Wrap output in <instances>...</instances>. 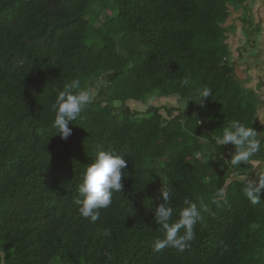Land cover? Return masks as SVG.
<instances>
[{
	"label": "trees",
	"instance_id": "16d2710c",
	"mask_svg": "<svg viewBox=\"0 0 264 264\" xmlns=\"http://www.w3.org/2000/svg\"><path fill=\"white\" fill-rule=\"evenodd\" d=\"M244 1L0 0L2 264H264V190L257 204L243 194L264 176L253 172L264 128L232 76L226 35L230 7ZM74 79L96 93L63 140L52 104ZM175 96L185 109L151 104ZM235 120L257 131L260 149L234 166V146L217 139ZM101 150L128 164L122 191L91 222L75 200ZM161 203L169 224L189 204L200 210L183 251L154 250Z\"/></svg>",
	"mask_w": 264,
	"mask_h": 264
},
{
	"label": "clouds",
	"instance_id": "9594fccd",
	"mask_svg": "<svg viewBox=\"0 0 264 264\" xmlns=\"http://www.w3.org/2000/svg\"><path fill=\"white\" fill-rule=\"evenodd\" d=\"M180 85L181 87L190 85V78H183ZM211 94V88L204 87L201 89L199 104L203 105L204 99L209 98ZM92 100V90L82 88L78 79L65 84L63 89L58 91L52 104V110L55 112L53 127L61 139L67 140L72 134L69 125L77 120L81 112L92 103ZM217 143L234 146L235 155L231 160L234 166L242 162L247 163L249 158L260 149L257 131L238 120L224 128L223 135L217 139ZM127 164L128 161L125 158L114 154L112 151L101 150L97 153L94 161L87 167L82 183L79 185L78 194L80 198L75 200L79 206V213L85 219L95 222L100 216V209H107L112 204L113 193L122 191V177H126L123 170ZM262 190H264V176H260L258 181H249L243 189V194L252 204H257L260 202L259 193ZM171 196V189L167 188L162 191L163 201H170ZM172 214L173 209L167 207L166 203H161L155 209L156 219L165 229V238L155 243V251H161L165 247H174L183 251L187 247V242L194 236V225L201 219L200 210L195 204H189L181 211L179 220L174 224H169ZM181 228L185 230L183 236L179 235ZM105 234L110 235L107 232Z\"/></svg>",
	"mask_w": 264,
	"mask_h": 264
},
{
	"label": "rangeland",
	"instance_id": "374dc122",
	"mask_svg": "<svg viewBox=\"0 0 264 264\" xmlns=\"http://www.w3.org/2000/svg\"><path fill=\"white\" fill-rule=\"evenodd\" d=\"M259 3L260 6V13H258L257 5ZM235 8L232 9L230 7V11H234L231 13L230 18L228 20V23L231 27L228 28L226 35L231 37V43H232V50L233 54L232 57H230L229 62L230 64H233V66H236L235 61L239 60L242 61V63L248 65L250 68H254L256 66L264 67V60L259 61L255 60L258 59L257 56L259 55V42L261 41V36L263 34L262 28L260 26L261 24H264V0H246L242 4H237L234 6ZM254 9L256 10V13L254 12ZM91 13L87 14V19ZM237 14H240L241 17H238ZM257 15H259L260 18L257 19ZM90 18V22L92 23L93 18ZM239 18V23L237 22ZM105 21L104 16L100 15L94 26L97 28L102 25V23ZM260 21V22H259ZM240 26V30L237 29V27ZM263 27V26H262ZM260 29V30H259ZM264 30V29H263ZM254 41H258L255 46ZM243 50V52H241ZM239 54L241 56H239ZM236 57V59H235ZM259 63V64H258ZM251 69V70H252ZM255 71V70H254ZM95 90H92V96L95 95ZM251 96V95H250ZM253 98H257L255 96H252ZM252 98H248L244 96L241 101H245L247 104L249 102H252ZM181 99L178 96L172 97L171 99H163L160 98L159 100H153L151 101V104L161 107V106H169L173 109L177 108L178 106L181 109L186 108V103H179ZM114 106H119L120 103H113ZM138 108L140 111H145L146 108L142 107L140 104L133 105V107ZM255 109V108H254ZM248 111V108H247ZM164 113V112H163ZM177 114V111H174V115ZM255 114V112H254ZM257 122V120L255 121ZM227 156V153L224 155ZM201 159V157H199ZM254 170L253 172L258 173L260 172L261 163H254ZM264 170L261 172L263 173ZM259 173V175H261ZM249 178V177H248ZM254 181H257L258 179L256 177L253 178Z\"/></svg>",
	"mask_w": 264,
	"mask_h": 264
},
{
	"label": "crops",
	"instance_id": "0c3cea01",
	"mask_svg": "<svg viewBox=\"0 0 264 264\" xmlns=\"http://www.w3.org/2000/svg\"><path fill=\"white\" fill-rule=\"evenodd\" d=\"M258 13H260V6L259 3L257 5ZM254 12L256 13V10L254 9ZM238 17H241L240 14H237ZM264 17V16H263ZM260 18L259 15H257V19ZM239 23V18L237 20ZM260 22V21H259ZM261 28L263 31V34L261 36V41L259 42V55L257 56L259 60H264V24H261ZM263 26V27H262ZM238 30H240V26L237 27ZM229 37V42L227 44L229 45V48L232 50V43H231V37ZM256 42V41H254ZM258 42V41H257ZM256 42V43H257ZM243 52V50H241ZM230 57H232V54ZM230 59V58H229ZM236 59V57H235ZM236 66H233L234 72L232 73V76L237 80L238 84L240 85L241 89L245 92H248L249 95L257 97L255 100V117L258 123L262 125L264 128V67L256 66L253 69L248 67V65L242 63V61L239 60L235 61ZM259 64V63H258ZM233 65V64H231ZM252 69V70H251ZM255 70V71H254ZM264 170V163H261L260 172Z\"/></svg>",
	"mask_w": 264,
	"mask_h": 264
},
{
	"label": "flooded vegetation",
	"instance_id": "af4514ba",
	"mask_svg": "<svg viewBox=\"0 0 264 264\" xmlns=\"http://www.w3.org/2000/svg\"><path fill=\"white\" fill-rule=\"evenodd\" d=\"M256 44V43H255Z\"/></svg>",
	"mask_w": 264,
	"mask_h": 264
}]
</instances>
